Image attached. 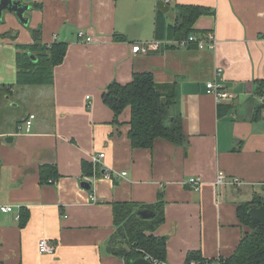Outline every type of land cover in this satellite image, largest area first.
<instances>
[{
    "label": "crops",
    "instance_id": "obj_1",
    "mask_svg": "<svg viewBox=\"0 0 264 264\" xmlns=\"http://www.w3.org/2000/svg\"><path fill=\"white\" fill-rule=\"evenodd\" d=\"M22 4L26 22L7 11L0 17V207H12L0 212V264H125L108 252L114 203L154 215L150 206L159 203L164 219L147 235L165 240V264L230 257L248 232L238 206L264 198V106L255 92L264 80V0ZM181 6L206 12L193 29L212 32L214 47L132 52L156 39L158 10L172 26ZM33 30L44 44L66 42V55L52 85L15 86L16 46L32 44ZM215 67L233 96L220 105L206 93ZM144 72L159 86L174 85L167 124L180 119L179 145L156 139L150 149L132 148L129 107L115 120L102 102L110 83L124 85ZM30 114V132L18 133ZM100 154L88 175L83 163L90 171L91 157ZM45 165L57 170L52 183L40 181ZM218 172L242 184L216 186ZM190 178L201 180L197 191L186 185ZM43 238L55 246L52 255L39 254Z\"/></svg>",
    "mask_w": 264,
    "mask_h": 264
},
{
    "label": "trees",
    "instance_id": "obj_2",
    "mask_svg": "<svg viewBox=\"0 0 264 264\" xmlns=\"http://www.w3.org/2000/svg\"><path fill=\"white\" fill-rule=\"evenodd\" d=\"M176 11V23L170 26L165 23L162 12L158 10L155 40H179L191 34H202V31L193 29V24L198 17L206 13L203 9L181 6L177 7ZM32 36L34 39L32 44L16 46L15 86H50L53 84L54 68L63 62L68 44L63 41L44 44L41 42L39 30H33ZM191 48L195 47L191 46L188 49ZM255 92L264 100V80L257 81ZM174 97V85L159 86L150 72H144L135 73L132 80L124 85L110 83L102 94V102L112 111L115 120L129 107L130 145L136 149H150L156 139L179 145L185 138L179 118H172L167 124L168 109ZM263 106L264 101L261 108ZM87 166L83 163L82 167L91 175L92 164H89L90 171H87ZM56 176L55 167L48 165L40 167L41 183L46 184ZM159 206V203L151 205L150 209L155 211V215L144 220L136 215L137 208L142 206L134 203H114L112 216L115 230L108 241V252L122 258L125 264H131L140 257L162 262L165 255V240L147 235L164 219L162 211L157 209ZM261 206H264V198L259 197L238 206L237 217L241 224L248 228V232L240 240L234 253L216 264H264V227L247 215L251 207Z\"/></svg>",
    "mask_w": 264,
    "mask_h": 264
},
{
    "label": "built area",
    "instance_id": "obj_3",
    "mask_svg": "<svg viewBox=\"0 0 264 264\" xmlns=\"http://www.w3.org/2000/svg\"><path fill=\"white\" fill-rule=\"evenodd\" d=\"M171 0H165V3H169ZM79 39H83L84 35L82 32H79L77 34ZM91 38L86 37L85 42H90ZM215 45V39L213 36L212 32H204L200 35H194L191 34L187 38L184 39H179V40H154L148 45L145 46H140V45H135L132 47V52L134 54L136 53H146L148 51H156L160 50L162 48H167V47H174L178 49H188L191 46H194L196 49H202V48H207V47H214ZM222 69L220 67H215L212 78L206 83V93L209 95H212L216 101L217 105H220L221 103L225 101H230L233 96L228 93L227 91L222 88L221 85H219V80L221 77ZM262 99V103H263ZM35 116L33 114L28 115L27 118H25L22 123H20L17 126V132L18 133H24L27 134L30 132L33 120ZM104 154H100L98 156H93L90 159V163L93 166L94 172H96V168L100 162V159L103 158ZM125 173H122L121 176H124ZM53 181L50 179L48 180V183H52ZM202 182L198 178H190L189 181L186 183L192 190L197 191L199 187L201 186ZM229 184L231 186H237L242 184L238 179H232V180H227V177L225 173L223 172H218L216 175V179L214 181V185L216 186H221ZM94 200V198H92ZM0 212L1 213H9L12 212V207L11 206H1L0 207ZM55 251V246L51 244L47 239H41L38 242V252L39 254H44V255H52ZM146 259L150 260L152 263L155 264H165L164 262H157L152 259H149L148 257H145ZM182 264H215L203 259L200 260H188Z\"/></svg>",
    "mask_w": 264,
    "mask_h": 264
},
{
    "label": "water",
    "instance_id": "obj_4",
    "mask_svg": "<svg viewBox=\"0 0 264 264\" xmlns=\"http://www.w3.org/2000/svg\"><path fill=\"white\" fill-rule=\"evenodd\" d=\"M162 9V5L159 6ZM28 6L22 4V0H0V17L4 11L14 14L17 19L24 23L26 20L23 18L25 12L28 10ZM32 57V56H31ZM33 58V57H32ZM7 141H11V138L8 137ZM81 186L85 189H90L88 182H84ZM136 215L141 219L148 220L154 217V214L149 210H139L136 211ZM248 217L257 221L261 226L264 227V206L261 207H252L247 212ZM131 264H155L145 257H140L131 262Z\"/></svg>",
    "mask_w": 264,
    "mask_h": 264
}]
</instances>
